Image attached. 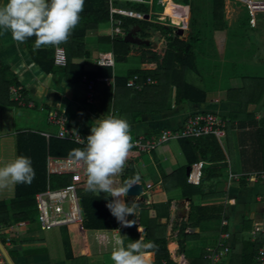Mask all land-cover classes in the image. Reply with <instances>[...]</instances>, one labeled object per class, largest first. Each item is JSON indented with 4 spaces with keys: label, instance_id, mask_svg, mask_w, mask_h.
Returning <instances> with one entry per match:
<instances>
[{
    "label": "crops",
    "instance_id": "crops-1",
    "mask_svg": "<svg viewBox=\"0 0 264 264\" xmlns=\"http://www.w3.org/2000/svg\"><path fill=\"white\" fill-rule=\"evenodd\" d=\"M144 2L149 4L152 0ZM0 3H7V0H0ZM177 4V8L187 10L182 13L181 19L179 16L171 19H179L181 23L188 19L189 28L190 5ZM241 12L242 9H233L231 16L225 14L226 28L215 31L216 46L219 45L221 50L227 48L235 28L240 27ZM174 14L177 16L176 12ZM247 16L249 20L248 12ZM175 34L178 36L177 32ZM96 35V31H89L85 39L90 57L74 61L88 74L95 73L99 68L95 64L99 52L92 53L88 48V44L95 45ZM49 47L55 50L62 46ZM198 48L203 49V45ZM37 50L34 49V43L26 42L17 46L10 32L0 30V97L5 98L9 93L12 101L10 88L17 86L22 88L25 102L31 104L0 105V166L17 156L18 132L44 136L57 134L58 127L48 120L49 113L54 110L65 115L68 126L87 136L93 123L104 115L125 118L131 125L132 143L140 137L149 139L158 135L163 129H181L193 114L217 112L230 119L226 136L221 141L218 139L224 158L217 155L212 161H206L199 155L201 160L191 164L196 157L195 149L184 138L161 144L149 153H137L131 149L126 167L114 177L113 186H123L128 180L139 177L138 183L142 184L143 193L135 198L126 196V203L135 201L137 204L136 216H128L127 219L136 221L139 238H144L146 228L139 223L138 203L156 205L158 221L166 225L168 249L176 263L190 264L193 259L204 255L207 248L215 247L220 235L226 233L227 237L222 238V241L230 247L229 253L215 263L204 257L207 264H259L258 248L252 246L264 243V233L258 231L264 230V183L256 181L253 175L264 171L261 151V145L264 144L263 74L255 75L249 72L245 63L227 62L225 57L224 61H207L211 64V70L206 68L205 72L200 62H197L195 53V66L192 69L183 74L178 62H168L166 74L151 78L155 84L145 88L143 94L136 97L119 94L117 98L114 94L110 107L105 87L115 90L116 77H123L128 71L138 69L154 71L157 64L143 62L140 52L134 50L126 62L111 68V76H104L113 78L114 85L97 83L95 99L89 103L83 81L56 64L52 66L50 62L46 65L36 62L33 54ZM150 50L153 52L152 48ZM137 59L140 61L136 62ZM260 60L263 62H256L257 65L264 66V56ZM249 65L253 66L251 63ZM32 111L35 114H30ZM211 150V145L201 143V152L206 154ZM58 160L49 159L50 173L59 174L55 171L60 167ZM201 162L204 167L197 170L194 166ZM184 168H187L190 185H200L202 174L205 173L207 181L203 185L204 197L199 194L194 200L179 187L183 178L181 170ZM176 172L180 173L178 177L167 179ZM191 176L197 182H191ZM15 193L16 186L12 190L0 191V202L11 201ZM193 201L206 208L201 218H198L199 223L194 226L189 224ZM223 221H227V224ZM80 225L42 231L36 210L28 221L0 225V241L13 264H112L110 259L105 260L104 257L110 256L114 240L117 235L122 236L121 228L125 226L120 223L116 229L83 230ZM182 227L184 232H181ZM154 259L153 252L152 264ZM0 264H8L1 252Z\"/></svg>",
    "mask_w": 264,
    "mask_h": 264
},
{
    "label": "trees",
    "instance_id": "trees-1",
    "mask_svg": "<svg viewBox=\"0 0 264 264\" xmlns=\"http://www.w3.org/2000/svg\"><path fill=\"white\" fill-rule=\"evenodd\" d=\"M117 0H85L84 10L81 13V19L79 25L74 29L67 43L61 44L64 47L68 64L66 67H61L67 72H71L78 80H82L84 75H87L91 79L111 76L112 69L99 67L95 73H87L83 67L74 63L75 60L90 57V52L86 49V37L89 31H96L95 42L100 46H107V51H112L115 56L116 64H121L127 61L128 56L134 50L140 52V58L143 62L155 63L157 68L154 71L138 69L128 71L123 77H116L115 90L113 88L105 87V92L108 94L109 104L111 107L112 98L118 97V95H125L128 97H136L141 95L146 90L145 87L142 91H135L127 88L129 79L137 74L141 80L146 78H157L161 73L166 74V68L168 62H178L184 71L192 69L195 66V45L198 43V39L188 36L187 41L181 40L176 36L173 28H167L164 24L152 23L145 20L133 19L126 16H120L123 19L122 29L123 35L112 37L110 26V7L111 5L117 8L129 9L144 16L149 13V4L147 2L138 3L133 1H125L124 4H117ZM177 3L189 5V0L178 1ZM154 0H152V4ZM116 4V5H115ZM122 5V6H121ZM125 6V7H124ZM192 10V9H191ZM119 16V15H118ZM212 17L215 30L224 29L225 26V0H213L212 5ZM249 22V20H248ZM134 27H140L141 39H150L154 33L158 32L166 41V49L163 57L161 58L150 49L152 44L148 46H137L125 42L124 38ZM191 31V23L189 27ZM189 32V31H188ZM28 43H34L35 37L30 38ZM54 49L42 48L37 50L36 54H33L36 62H44L45 65L50 62L52 66L54 63ZM44 66V65H43ZM53 67H50L52 69ZM164 71V72H162ZM135 99V98H134ZM111 102V103H110ZM0 105L15 106L16 103L10 101L9 93L5 95V98L0 97ZM115 105V104H114ZM116 106V105H115ZM117 107V106H116ZM261 133L263 131L261 130ZM189 141L195 149V159L191 162L203 159L213 160L217 155L224 158L221 150V145L214 135H207L197 138H184ZM207 143L211 145L212 150L210 153L204 154L201 152V143ZM194 143V144H193ZM74 148H84V146L72 141L62 140L56 136L46 138L44 135L32 132H18L16 136V155H25L31 158L32 166L35 170V178L32 183L29 184H17L16 193L14 199L11 201L0 202V225L8 226L12 222L28 221L32 218L36 212L35 195L42 192L49 187L58 189L65 187L72 182V175L70 174H52L49 171V159H65L69 158V152ZM263 165H264V144L261 145ZM211 154V157H209ZM201 155V156H199ZM264 168V166H263ZM183 178L181 180V186L186 193L187 197L195 200L196 196L201 194L204 197V184L207 181L205 173L202 174L200 185H190L188 183L187 168L181 170ZM177 174V175H176ZM180 173L176 172L172 176H168L167 179H173L178 177ZM125 180L127 178H124ZM180 181V180H179ZM81 198V205L85 214V221L80 226L84 230L91 229H116L119 228L120 223L111 214L107 207V204L113 200L107 193L90 192L87 188L79 191ZM126 202V197L124 198ZM139 206V223L146 228L144 235L145 242L153 241L158 245V249L151 250L154 252L155 259L153 264H178L172 259L170 249H168V240L166 237V225L161 224L158 221L159 213L157 212L156 205H146L145 203H138ZM206 208L201 207L199 204L193 201L192 209L189 219V224L194 226L198 224V218H201V213H204ZM153 223V224H152ZM137 224L131 227H122L121 234L124 239L125 246L139 239V233L137 231ZM184 228L182 227V231ZM263 242H261L262 244ZM260 243L253 244L252 247L259 248ZM256 256V255H255ZM152 260V256L150 257ZM190 264H207V260L204 255L199 258L193 259Z\"/></svg>",
    "mask_w": 264,
    "mask_h": 264
},
{
    "label": "clouds",
    "instance_id": "clouds-1",
    "mask_svg": "<svg viewBox=\"0 0 264 264\" xmlns=\"http://www.w3.org/2000/svg\"><path fill=\"white\" fill-rule=\"evenodd\" d=\"M85 0H7L0 3V30L11 33L17 46L35 37L34 49L59 46L67 43L79 25ZM84 148H74L69 158L86 173V188L96 193H107L113 198L107 204L111 214L125 227L136 221L137 204L125 202L129 190L138 184L139 177L114 187V177L126 167L133 147L131 125L125 118L104 115L97 119L86 138ZM35 178L32 160L18 155L0 166V191L12 190L17 184H31ZM118 231V230H117ZM119 232V231H118ZM158 245L143 237L124 244L123 236L117 235L110 253L112 264H152L150 257Z\"/></svg>",
    "mask_w": 264,
    "mask_h": 264
},
{
    "label": "built area",
    "instance_id": "built-area-1",
    "mask_svg": "<svg viewBox=\"0 0 264 264\" xmlns=\"http://www.w3.org/2000/svg\"><path fill=\"white\" fill-rule=\"evenodd\" d=\"M112 1V0H111ZM128 1V0H124ZM233 4H241L248 12L249 24L252 29L264 28V0H229ZM140 2V1H138ZM165 7V6H164ZM119 15V16H118ZM149 21L153 22V14L149 11ZM120 16H126L133 19L144 20V15L138 12L117 8L113 5L110 7V26L112 37L123 35L122 29L123 19ZM158 19L156 18V21ZM168 19L162 20L164 23ZM162 24V23H160ZM179 29L188 30V23L181 24ZM166 49V42L162 46L153 49V52L162 57ZM54 63L59 67H66L68 64L67 54L63 47H57L54 54ZM95 64L98 67L114 68L116 61L113 52H100L97 54ZM86 85V97L89 103L95 99L97 83H104L107 86L114 85L113 78L100 77L91 79L84 75L82 78ZM155 84L151 78L141 80L139 75H133L128 83L127 88L135 91H142L145 87ZM11 100L19 106H31L25 102L22 94V88L12 86L10 88ZM48 120L51 124L58 127V132L55 135L57 138L67 141H72L82 146H86L87 135L77 131L73 127L68 126V121L65 115L58 110L51 111L48 115ZM230 119L219 115L217 112H199L191 115L185 125L181 129H163L160 134L146 139L138 138L133 142V147L137 153H149L156 149L161 144L170 142L173 139L180 138H197L207 135H214L220 141L226 136V129ZM46 138L52 137L51 134H45ZM60 167L55 171L59 174H71L72 182L58 189L49 187L48 189L39 192L35 195L37 220L42 231H50L55 228L82 224L85 221V214L81 205L79 191L86 188V173L83 166L75 165L70 158L59 159L57 161ZM52 163V161H51ZM197 170L204 167V163H198L194 166ZM255 180L264 183V171L253 175ZM190 181L195 183L197 179L191 176ZM227 224V221H223ZM24 225V223H21ZM264 233V230H258ZM258 231H255L258 232ZM227 237L226 233L220 235L218 244L215 247L206 249L204 257L215 263L226 256L230 247L222 241V238ZM257 260L259 264H264V243L258 248ZM166 264V262H163Z\"/></svg>",
    "mask_w": 264,
    "mask_h": 264
},
{
    "label": "rangeland",
    "instance_id": "rangeland-1",
    "mask_svg": "<svg viewBox=\"0 0 264 264\" xmlns=\"http://www.w3.org/2000/svg\"><path fill=\"white\" fill-rule=\"evenodd\" d=\"M116 3L118 5L124 4L125 1L117 0ZM189 5L192 10L190 14L191 31L188 28V33L191 34V37H195L196 39H198V44H196L194 47L196 48V59L197 62H200L201 67L203 66L205 72L206 68H211V64H209V62L207 61H224L223 57H225V61L227 62L245 63L249 72L255 75H264V66L257 65L256 63L263 62L260 59H262V57L264 56V29L250 28L246 12L247 10H245V8L241 4L237 3L235 5L231 2L229 3L228 0H225V14L231 16L233 13V9H235L236 11L242 9V12L240 13V27L235 28L236 31L233 35V38L229 42L227 48H222V50L220 49L219 45L218 47L216 46L215 42L217 37L215 31L217 30H215L214 28L212 17L213 0H189ZM149 6V11L154 15L152 18L153 22L159 24L162 23L167 28H173L174 30L179 29L180 24L182 27L183 23H181V20L178 19L173 21L171 18L178 17V15L176 16L174 12L182 14L187 10V8H177V6L179 5L177 4V2L172 0H154V3H149ZM156 18L158 19L157 21ZM163 19L168 20L164 23L162 21ZM159 34H155V37L150 38L152 42V50L160 45L162 46V44L166 42L165 38L163 37L162 39L161 35ZM201 45H203V49L198 48ZM96 47V43L95 45L88 44V48L92 53L107 52L108 50L107 46L104 45H100L97 48ZM132 58L135 59L136 57L132 56ZM139 61L140 60L138 59L136 60V62ZM249 63L253 64V66L249 67ZM30 114L35 113L34 111H32L30 112ZM52 131L56 132L57 129L56 131ZM129 197L135 198L134 196ZM104 258L105 260H109L110 256L106 255V257Z\"/></svg>",
    "mask_w": 264,
    "mask_h": 264
},
{
    "label": "water",
    "instance_id": "water-1",
    "mask_svg": "<svg viewBox=\"0 0 264 264\" xmlns=\"http://www.w3.org/2000/svg\"><path fill=\"white\" fill-rule=\"evenodd\" d=\"M128 1H139V0H128ZM145 21H149V15L144 16ZM141 31L140 27H134L127 35L125 36L124 40L127 43L137 45V46H148L151 42L150 39H141V37L138 35ZM177 35L181 38H183L185 41L187 40L188 32L184 29H178ZM191 173V168H189V174ZM131 180H128L129 182ZM143 193V186L142 184L138 183L137 185H134L129 192L127 193L128 196H140ZM144 231V230H143ZM0 252L8 262V264H13L11 258L9 257L3 243L0 241Z\"/></svg>",
    "mask_w": 264,
    "mask_h": 264
},
{
    "label": "bare ground",
    "instance_id": "bare-ground-1",
    "mask_svg": "<svg viewBox=\"0 0 264 264\" xmlns=\"http://www.w3.org/2000/svg\"><path fill=\"white\" fill-rule=\"evenodd\" d=\"M140 2H144L145 0H139ZM133 2H138V1H133ZM140 2H138V3H140ZM180 18H181V15L182 14H180V13H176ZM163 20H165V19H163ZM184 23L185 24H187L188 23V19H186L185 21H184Z\"/></svg>",
    "mask_w": 264,
    "mask_h": 264
},
{
    "label": "flooded vegetation",
    "instance_id": "flooded-vegetation-1",
    "mask_svg": "<svg viewBox=\"0 0 264 264\" xmlns=\"http://www.w3.org/2000/svg\"><path fill=\"white\" fill-rule=\"evenodd\" d=\"M140 36V34H138Z\"/></svg>",
    "mask_w": 264,
    "mask_h": 264
}]
</instances>
